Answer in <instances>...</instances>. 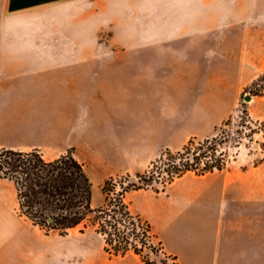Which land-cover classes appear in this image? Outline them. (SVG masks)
I'll return each instance as SVG.
<instances>
[{"label":"crops","instance_id":"crops-1","mask_svg":"<svg viewBox=\"0 0 264 264\" xmlns=\"http://www.w3.org/2000/svg\"><path fill=\"white\" fill-rule=\"evenodd\" d=\"M261 14L264 0H0V150L70 153L99 185L207 139L238 87L228 74L243 69V30ZM221 174L185 175L129 207L178 264H229L236 201ZM0 264L145 263H105L93 236L37 229L0 178Z\"/></svg>","mask_w":264,"mask_h":264},{"label":"rangeland","instance_id":"rangeland-1","mask_svg":"<svg viewBox=\"0 0 264 264\" xmlns=\"http://www.w3.org/2000/svg\"><path fill=\"white\" fill-rule=\"evenodd\" d=\"M243 34L244 46L240 47L243 61L235 63L237 68L242 67L243 69L242 71L238 70L237 77L235 76L236 68L229 69L228 74L229 81L232 78L234 82L237 81V90L233 94L228 92L231 102L228 115L211 128L207 139L190 138L180 143L178 148L162 149L140 173L109 176L99 185L95 179L90 180L91 209H111L114 207L113 205L122 201L132 216L139 218L143 223V228L147 230L148 243L157 251V257L149 254L147 249L140 246L138 249H141L142 256L149 258L153 264L178 263L164 251L161 242L156 239L150 226L132 213L129 207L134 202L135 207L132 208L134 211L139 204L137 199L146 190L163 192L173 182L185 175V179L189 181H205L213 173L214 175L222 173L221 175L226 179L229 187V193H232L236 201L235 216L228 215L229 223L235 222L236 226V233L233 234L235 237L231 235L229 237V241H232L231 238H235V245L233 246L229 242V258L226 257V261L229 264H264V14H261L259 20L248 23ZM204 141H207L208 144L202 145V148L198 150V144H202ZM190 142L193 143L191 152L178 156L177 154L182 152ZM210 149L215 151L212 152ZM212 153H215L214 156ZM198 156L200 158L196 166L198 170L186 172L179 177L172 175L173 166L183 161L192 162ZM214 159L220 161V170L215 169L201 175L199 170L205 163H213ZM202 176H206V178H201ZM140 177L143 181L139 180ZM106 182H108V191L104 194L102 188ZM134 185L141 189L135 190ZM16 195L19 204L17 190ZM19 213L21 214L20 206ZM94 217L93 215L86 217L82 224L67 230L66 234L78 236L80 233H85L86 236H93L98 241L100 258L103 262H108V259H119L121 256L116 255L110 247V252L106 251L104 236L96 232L98 221ZM36 228L50 232L55 237L65 235L57 230L39 226ZM118 229L121 232L124 230L120 225ZM109 230L112 231V229ZM103 248L110 256L103 252ZM127 254L134 253L129 251Z\"/></svg>","mask_w":264,"mask_h":264},{"label":"trees","instance_id":"trees-1","mask_svg":"<svg viewBox=\"0 0 264 264\" xmlns=\"http://www.w3.org/2000/svg\"><path fill=\"white\" fill-rule=\"evenodd\" d=\"M207 144V141L199 143L198 150ZM192 146L193 143L190 142L177 155L189 154ZM214 154L212 153V156ZM199 160L198 156L192 162L183 161L178 165H172V175L179 177L186 172L198 170L196 166ZM215 169L220 170V161L217 159H214L213 163H205L199 171L203 175ZM0 178L14 183L21 214L34 226L57 230L64 235L67 230L77 227L86 217L93 215L98 221L96 232L104 236L107 252H110L109 247L120 256L132 251L141 257L145 264H153L149 258L142 256V250L138 249L140 246L157 257V251L148 243L149 238L143 223L139 218L132 216L122 201L113 205L111 209H91V183L85 175L83 166L71 154L53 161H45L36 150L21 152L2 149ZM139 180L143 181L142 177ZM107 187L108 182L102 188L104 194L108 191ZM133 187L135 190L141 189L135 185ZM110 212L112 214H109ZM119 225L124 228L122 232L118 229Z\"/></svg>","mask_w":264,"mask_h":264},{"label":"water","instance_id":"water-1","mask_svg":"<svg viewBox=\"0 0 264 264\" xmlns=\"http://www.w3.org/2000/svg\"><path fill=\"white\" fill-rule=\"evenodd\" d=\"M246 99H248V98H246ZM48 221L51 222V219H49Z\"/></svg>","mask_w":264,"mask_h":264}]
</instances>
